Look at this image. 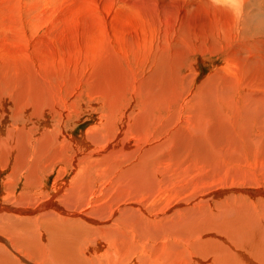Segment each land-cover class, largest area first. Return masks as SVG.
Masks as SVG:
<instances>
[{
    "label": "rangeland",
    "instance_id": "1",
    "mask_svg": "<svg viewBox=\"0 0 264 264\" xmlns=\"http://www.w3.org/2000/svg\"><path fill=\"white\" fill-rule=\"evenodd\" d=\"M83 47L91 56L116 53L129 75L125 97L136 108L149 106V120L142 118L154 128L165 121V143L140 167L148 172L142 184L153 239H168L170 250L176 242L171 253L182 264H264V198L235 190L264 189V0H0L3 81L45 49L64 59ZM102 66L96 72L103 79ZM89 118L78 119L77 134L95 124ZM10 172L0 173V203L20 206L24 200H5ZM74 173L64 177L66 189ZM56 176H41L45 187L28 206L53 199L68 207L52 195ZM2 219L0 235L10 240ZM21 247L32 255L20 257L22 264H48L36 247Z\"/></svg>",
    "mask_w": 264,
    "mask_h": 264
},
{
    "label": "bare ground",
    "instance_id": "2",
    "mask_svg": "<svg viewBox=\"0 0 264 264\" xmlns=\"http://www.w3.org/2000/svg\"><path fill=\"white\" fill-rule=\"evenodd\" d=\"M83 48L85 51H70L64 59L57 57V49L55 53L45 49L35 56L43 57V62L37 64L31 58L28 68H19L17 78H0V173L11 171L6 175L10 184L4 190L5 200L27 204L0 203L3 226L14 233L10 240L0 235L6 246L0 248V264H22L21 258L32 257L21 245L36 247L48 264H182L178 252L171 253L176 242H171L170 250L165 243L168 239H153L156 236L147 225L153 211L142 184L148 172L140 168L165 143L167 136L161 128L165 121L154 128L146 122L149 106L138 102L140 107L136 108L134 98L125 97L123 81L129 75H125L127 69L118 62L116 53L91 56L89 49ZM101 66L104 75L107 72L102 80L100 70L96 72ZM36 67L43 77L36 74ZM136 83L134 78L135 89ZM84 114L95 124L77 134L78 119ZM190 125L198 128L196 123ZM72 169L75 173L66 189L64 177ZM53 173L57 176L52 195L63 196L68 207L57 206L53 199L28 206L45 187L41 176L48 179ZM260 188L235 190L264 198ZM7 252H11L10 257Z\"/></svg>",
    "mask_w": 264,
    "mask_h": 264
}]
</instances>
